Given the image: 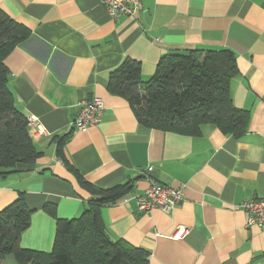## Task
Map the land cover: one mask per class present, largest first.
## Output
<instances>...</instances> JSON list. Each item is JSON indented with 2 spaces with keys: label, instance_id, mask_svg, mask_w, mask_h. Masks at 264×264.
<instances>
[{
  "label": "crops",
  "instance_id": "crops-1",
  "mask_svg": "<svg viewBox=\"0 0 264 264\" xmlns=\"http://www.w3.org/2000/svg\"><path fill=\"white\" fill-rule=\"evenodd\" d=\"M0 9L31 32L5 59L8 86L41 155L0 180V211L23 193L33 209L23 248L52 251L57 219L78 217L90 194L55 156L63 155L88 183L131 191L101 209L112 239L150 252L149 264H264V227H246L241 205L264 199V0H139L131 17L112 20L101 0H0ZM203 48L234 53L230 83L236 108L249 112L246 133L223 134L211 124L196 135L147 128L120 95L108 89L125 60L150 79L171 52ZM102 100L96 125L71 130L83 101ZM151 182L182 188L171 213L137 210ZM188 233L173 238L176 229ZM3 264H17L7 256Z\"/></svg>",
  "mask_w": 264,
  "mask_h": 264
},
{
  "label": "trees",
  "instance_id": "trees-1",
  "mask_svg": "<svg viewBox=\"0 0 264 264\" xmlns=\"http://www.w3.org/2000/svg\"><path fill=\"white\" fill-rule=\"evenodd\" d=\"M31 38L28 28L0 9V180L16 173L17 165L33 164L41 155L29 135L28 118L17 108L9 89L5 59ZM230 50L186 49L164 55L154 75L143 81L140 65L125 60L111 72L108 89L125 98L139 123L147 128L196 135L211 124L223 134L243 136L249 112L233 104L230 83L238 74ZM66 138L55 137V156L90 194L87 208L72 219H57L52 205L45 210L55 218L52 251L23 248L21 234L29 227L33 209L24 194L0 211V264L13 256L17 264H149L150 252L122 239H112L101 217L103 207L123 199L132 189L123 183L98 189L86 182L63 155Z\"/></svg>",
  "mask_w": 264,
  "mask_h": 264
},
{
  "label": "built area",
  "instance_id": "built-area-1",
  "mask_svg": "<svg viewBox=\"0 0 264 264\" xmlns=\"http://www.w3.org/2000/svg\"><path fill=\"white\" fill-rule=\"evenodd\" d=\"M101 4L112 20L122 16L132 17L138 10L139 0H101ZM104 110L102 100L92 98L82 102L81 111L78 117L71 123V130H86L99 121V116ZM30 127L36 125L35 119L29 118ZM182 188H172L164 184L151 182L149 188L145 189L137 197V209L140 212L158 209L162 212H169L182 199ZM248 212L247 222L249 225L264 227V201L253 200L243 205ZM187 229L179 227L175 237H183Z\"/></svg>",
  "mask_w": 264,
  "mask_h": 264
},
{
  "label": "rangeland",
  "instance_id": "rangeland-1",
  "mask_svg": "<svg viewBox=\"0 0 264 264\" xmlns=\"http://www.w3.org/2000/svg\"><path fill=\"white\" fill-rule=\"evenodd\" d=\"M151 184V183H150ZM166 186H169V185H166ZM171 187V186H170ZM148 188H149V186H148ZM147 188V189H148ZM182 199H183V192H182ZM182 199L177 203V205H179L180 203H181V201H182ZM253 200H262V201H264V199H261V198H258V199H251V200H249V201H253ZM249 201H246V202H249ZM246 202H244V203H242V205H241V208L245 211V212H247L245 209H244V207H243V205L246 203ZM177 205L172 209V210H170L169 212H167V213H171L176 207H177ZM138 210V209H137ZM155 210V209H154ZM158 210V209H157ZM153 211V210H152ZM160 211V210H159ZM140 212V211H139ZM151 211H147V212H140V213H146V214H148V213H150ZM162 212V211H161ZM163 213H165V212H163ZM166 213V214H167ZM249 226H251V225H249L248 224V222L246 221V227H249ZM181 228V227H180ZM178 229H176L175 230V232H174V234H173V238H176V239H180L181 237H179V238H177V237H175V233H176V231H177ZM188 233V230L186 231V234ZM185 234V235H186ZM184 235V236H185ZM183 236V237H184Z\"/></svg>",
  "mask_w": 264,
  "mask_h": 264
}]
</instances>
